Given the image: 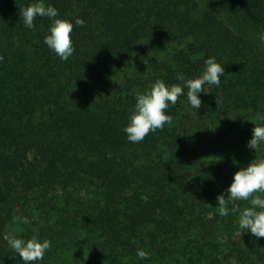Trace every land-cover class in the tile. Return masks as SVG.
<instances>
[{
  "label": "trees",
  "instance_id": "16d2710c",
  "mask_svg": "<svg viewBox=\"0 0 264 264\" xmlns=\"http://www.w3.org/2000/svg\"><path fill=\"white\" fill-rule=\"evenodd\" d=\"M34 2L0 0V264H23L4 237L24 212L52 242L41 264H264V238L238 229L250 202L216 207L264 159L246 147L264 123V0H231L239 25L198 0H43L85 21L68 61L43 43L49 19L24 26ZM209 57L225 75L197 114L185 89L170 125L129 142L136 94L200 76Z\"/></svg>",
  "mask_w": 264,
  "mask_h": 264
},
{
  "label": "clouds",
  "instance_id": "9594fccd",
  "mask_svg": "<svg viewBox=\"0 0 264 264\" xmlns=\"http://www.w3.org/2000/svg\"><path fill=\"white\" fill-rule=\"evenodd\" d=\"M20 17L29 30L35 28L37 17L49 19L51 23L43 43L61 61H68L73 56L75 47L71 34L74 27L85 25L83 19L76 18L74 23L60 19L58 9L51 5L46 6L43 0H36L20 9ZM0 60H3V57H0ZM224 75V66L218 63L215 57H209L204 61L202 74L196 78L186 79L183 75H178L177 79L182 83L173 85H166L163 80H157L149 90L138 92L128 124L123 129L127 140L131 143H141L149 133L163 130L165 125H170L172 116L167 114L166 110L175 106L178 99L185 95V89L188 103L197 114L202 104L200 94L205 93L206 87H220L221 77ZM255 120L264 122V112H257ZM246 147L254 152L264 147V123L255 125ZM237 200L250 202V206L239 214L238 229L243 234L250 233L256 238H264V159L251 161L247 167L240 168L233 175L230 186L216 197L219 215L228 216L233 211L228 204ZM24 222L28 223L27 218ZM4 239L8 247L19 255L23 264H41L52 246L49 239L40 240L35 236L27 240L16 236H5ZM136 255L140 261L150 259V254L143 249H138Z\"/></svg>",
  "mask_w": 264,
  "mask_h": 264
},
{
  "label": "rangeland",
  "instance_id": "374dc122",
  "mask_svg": "<svg viewBox=\"0 0 264 264\" xmlns=\"http://www.w3.org/2000/svg\"><path fill=\"white\" fill-rule=\"evenodd\" d=\"M201 4V8L206 10L210 9L216 14H218L221 19L225 20L230 25H239L240 22L237 17V12L231 2V0H198ZM252 30H248L250 32ZM253 34V32L251 33ZM32 206V205H31ZM27 218L28 223H25L24 220ZM32 219L28 218L26 212L19 213L15 215L12 222L9 224L7 228V236H16L17 238H23L25 240L30 239L32 237H38L36 233V226L33 225ZM37 227L39 226L38 224Z\"/></svg>",
  "mask_w": 264,
  "mask_h": 264
}]
</instances>
